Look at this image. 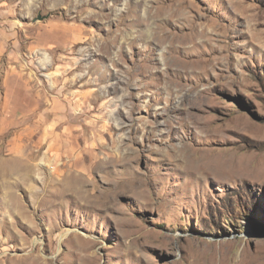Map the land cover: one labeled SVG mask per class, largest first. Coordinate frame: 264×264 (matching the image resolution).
Listing matches in <instances>:
<instances>
[{"label":"rangeland","instance_id":"obj_1","mask_svg":"<svg viewBox=\"0 0 264 264\" xmlns=\"http://www.w3.org/2000/svg\"><path fill=\"white\" fill-rule=\"evenodd\" d=\"M1 23L0 264H264V0H0Z\"/></svg>","mask_w":264,"mask_h":264},{"label":"crops","instance_id":"obj_2","mask_svg":"<svg viewBox=\"0 0 264 264\" xmlns=\"http://www.w3.org/2000/svg\"><path fill=\"white\" fill-rule=\"evenodd\" d=\"M9 34L5 32L4 23L0 24V60L4 58L6 52V44L8 43ZM3 77V84L5 86V95L9 99H16V94L24 90L21 80L16 78V67H10ZM26 107H30L29 103H25Z\"/></svg>","mask_w":264,"mask_h":264},{"label":"bare ground","instance_id":"obj_3","mask_svg":"<svg viewBox=\"0 0 264 264\" xmlns=\"http://www.w3.org/2000/svg\"><path fill=\"white\" fill-rule=\"evenodd\" d=\"M197 150V149H196ZM191 155V154H190ZM192 156V155H191ZM194 156V155H193ZM196 156V155H195ZM199 156V155H198ZM202 156V155H201ZM197 157V156H196ZM204 157V156H203ZM222 159V158H221ZM199 160V159H198ZM232 160V159H231ZM219 164V163H218ZM221 164V163H220ZM259 164V163H258ZM222 165V164H221ZM221 167V166H219ZM244 169V168H243ZM222 170V169H221Z\"/></svg>","mask_w":264,"mask_h":264},{"label":"water","instance_id":"obj_4","mask_svg":"<svg viewBox=\"0 0 264 264\" xmlns=\"http://www.w3.org/2000/svg\"><path fill=\"white\" fill-rule=\"evenodd\" d=\"M37 18L41 19L42 17L41 16H38Z\"/></svg>","mask_w":264,"mask_h":264}]
</instances>
